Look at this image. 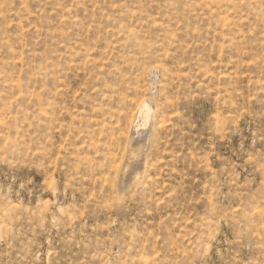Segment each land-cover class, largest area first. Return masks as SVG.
Here are the masks:
<instances>
[{"label": "rangeland", "instance_id": "374dc122", "mask_svg": "<svg viewBox=\"0 0 264 264\" xmlns=\"http://www.w3.org/2000/svg\"><path fill=\"white\" fill-rule=\"evenodd\" d=\"M0 264H264V0H0Z\"/></svg>", "mask_w": 264, "mask_h": 264}, {"label": "bare ground", "instance_id": "6f19581e", "mask_svg": "<svg viewBox=\"0 0 264 264\" xmlns=\"http://www.w3.org/2000/svg\"><path fill=\"white\" fill-rule=\"evenodd\" d=\"M140 106V105H139ZM150 115H151V106H149V105H143L141 108H140V110H139V112H138V118H140L141 119V121L143 122V119H145V118H149L150 117ZM146 122V121H145ZM144 122V123H145ZM147 123V122H146ZM141 125H143V124H141V123H139V126H141ZM139 137V136H138ZM134 139V138H133ZM139 140V139H138ZM133 142V141H132ZM136 142V141H135ZM135 142H133V144L135 143ZM129 143V142H128ZM137 143H138V141H137ZM132 144V143H131ZM142 144V143H141ZM129 146V145H128ZM131 146V145H130ZM141 147V145H136V146H134V147H130L128 150H129V152H128V156H130V158L127 160V162L125 163V165H124V171H126V170H129V169H133V164H132V160L134 159V158H136L138 155H139V153H140V148ZM127 157V156H126ZM127 159V158H126ZM138 178V177H137ZM136 178V179H137Z\"/></svg>", "mask_w": 264, "mask_h": 264}]
</instances>
